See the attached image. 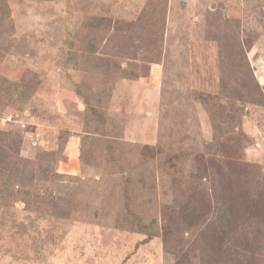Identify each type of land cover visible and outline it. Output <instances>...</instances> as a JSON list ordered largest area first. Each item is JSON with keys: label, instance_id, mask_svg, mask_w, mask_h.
Masks as SVG:
<instances>
[{"label": "rangeland", "instance_id": "374dc122", "mask_svg": "<svg viewBox=\"0 0 264 264\" xmlns=\"http://www.w3.org/2000/svg\"><path fill=\"white\" fill-rule=\"evenodd\" d=\"M181 220L264 264V0H0V264H174Z\"/></svg>", "mask_w": 264, "mask_h": 264}, {"label": "trees", "instance_id": "16d2710c", "mask_svg": "<svg viewBox=\"0 0 264 264\" xmlns=\"http://www.w3.org/2000/svg\"><path fill=\"white\" fill-rule=\"evenodd\" d=\"M100 115V114H99ZM123 124V121H120ZM100 124L98 125L97 129L94 130L99 132L103 137L106 135L107 131L105 128V122L104 119L102 118V120L99 122ZM123 130V128H122ZM122 132H119V135ZM120 137V136H118ZM102 138V137H101ZM95 142H92V148L94 147ZM108 148H114V152L119 153V155H123L125 156L127 154V156L133 154L134 152L136 153L135 150L131 149V147H128L127 149H123L120 147L119 143L114 142L112 144H107L105 143V147ZM110 149V150H111ZM129 149V151H128ZM128 151V152H127ZM96 156H98V151H95ZM126 153V154H125ZM127 156H125V159H127ZM134 167V166H133ZM16 175V179L21 175L19 173H14ZM28 193V192H27ZM24 195V194H23ZM174 220V219H173ZM185 224L186 222L181 220L179 221V223L174 224V228H175V234L172 232H166L164 235L166 237V248L168 249V251H170V253L174 254L176 257V261L174 264H192V258L193 257H197L199 256L200 258H202V264H212L211 260L214 257L213 251L214 248L217 246V242L216 241H212L209 238H204L201 239V242L197 243H189L188 240H185V234H186V230H190V228H186L185 229ZM150 235H156V234H150ZM173 235L175 236V244L172 243V238ZM236 248H235V252H236ZM227 255H225L223 252V254H221V258H219V260L221 262H224L225 264H227V262L234 263L237 260H240L241 263L243 264V260H244V255L243 254H239V253H235V255L233 254L232 249H227L224 251ZM190 254H192V257L189 258L187 261L181 257V255H184L185 258L187 259L188 256ZM229 259H227V258ZM214 264H218L217 260Z\"/></svg>", "mask_w": 264, "mask_h": 264}]
</instances>
